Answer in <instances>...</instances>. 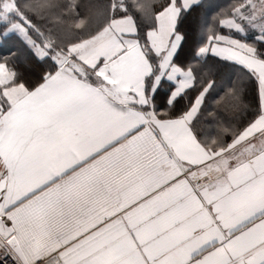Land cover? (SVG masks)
I'll return each instance as SVG.
<instances>
[{"label": "snow or ice", "instance_id": "1", "mask_svg": "<svg viewBox=\"0 0 264 264\" xmlns=\"http://www.w3.org/2000/svg\"><path fill=\"white\" fill-rule=\"evenodd\" d=\"M0 264H264V0H0Z\"/></svg>", "mask_w": 264, "mask_h": 264}, {"label": "trees", "instance_id": "2", "mask_svg": "<svg viewBox=\"0 0 264 264\" xmlns=\"http://www.w3.org/2000/svg\"><path fill=\"white\" fill-rule=\"evenodd\" d=\"M226 2H229V0H226ZM0 54H4L3 49H0Z\"/></svg>", "mask_w": 264, "mask_h": 264}]
</instances>
